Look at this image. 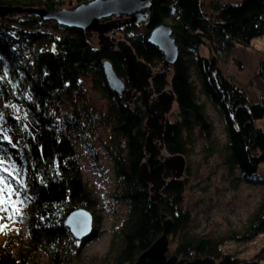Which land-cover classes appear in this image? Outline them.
Listing matches in <instances>:
<instances>
[{"label":"trees","instance_id":"1","mask_svg":"<svg viewBox=\"0 0 264 264\" xmlns=\"http://www.w3.org/2000/svg\"><path fill=\"white\" fill-rule=\"evenodd\" d=\"M149 1L145 23L124 26L109 36L113 43L126 42L135 57L153 70L150 88L155 96L169 91L174 95V120H166L164 126V153L188 159L196 131L212 144L213 128L203 98L223 120L227 168L238 172L236 180L240 183L264 185V179L255 178L264 163V131L254 125L264 119V96L259 103H252L242 87L220 69L235 48H250L252 40L264 37V0ZM89 2L0 0L2 6L14 10L47 11L71 10ZM166 23L172 29L179 56L171 68L161 69L163 54L148 39L156 27ZM200 46L208 47V57L195 56ZM105 60L129 88L117 49L101 51L83 32L44 22L26 12L0 18L1 116L17 139L15 150L22 159L29 160L25 167L28 205L20 215L22 227L10 231L0 245V264H134L161 236L162 216L173 224L169 235L173 250L168 256L210 258L216 264L246 263L237 259V251H248L264 236V198L247 219V226L219 236L188 229L189 215L182 206L185 178L172 180L166 173V186L159 192L161 199L151 202L149 185L143 183L139 173L147 159L146 114L140 99L129 104L108 90L102 69ZM260 61L256 78L264 84V50ZM81 80L90 81L93 90L100 91L107 102L106 110L89 107ZM68 103L80 112V121L68 123L62 119V107ZM96 114L98 118H94ZM100 129L109 130L106 139L99 137V143L115 178L110 194L113 223L107 252L87 263L82 260L80 248L97 237L95 230L87 240L77 242L63 222L69 211L77 208L95 216L98 201L83 179L69 131L90 146L88 137ZM88 149L100 168L98 150ZM97 222L98 218L93 217V224ZM229 246L237 251L226 249ZM248 262L264 264V246Z\"/></svg>","mask_w":264,"mask_h":264},{"label":"rangeland","instance_id":"2","mask_svg":"<svg viewBox=\"0 0 264 264\" xmlns=\"http://www.w3.org/2000/svg\"><path fill=\"white\" fill-rule=\"evenodd\" d=\"M220 1L239 3L242 0ZM204 11H207L206 2ZM166 24L170 26V24ZM96 37L93 34L90 39L98 46ZM263 50L264 37L254 39L250 48L237 47L231 51L220 66L222 74L242 87L244 94L252 103H259L264 96V84L256 78ZM208 52V47L200 46L195 56L206 58L209 55ZM81 86L87 97L89 107H94L96 111L102 112L107 109V102L104 101L99 90H93L90 81L81 80ZM201 101L205 105L206 117L213 128L211 136L213 142L209 145L203 135L197 131L195 132L193 151L190 157L186 159L187 161L185 160L188 173L186 175L184 172L183 175L187 185L182 206L189 215V222L187 223L191 232L205 236H219L229 231H240L247 226V219H250L252 213L264 198V185H247L236 180L238 172L229 170L224 163L226 141L223 120L206 100L201 98ZM1 105L0 100V160L4 161V164L0 165V176H5L7 182L15 190L11 200L15 202L16 211L11 210V203L9 204V212L0 211V225H7L6 228L0 230V245L6 241L10 231L22 227L20 215L28 205V194L25 190L28 184V174L25 167L29 165L28 158L22 159L18 151L15 150L14 146H17L18 142L9 126V122L4 116H1ZM69 105L68 103L62 107V119L68 123L73 120L80 121V112L72 110ZM77 109H81L79 104H77ZM174 116L175 108L173 106L166 119L173 121ZM94 118H98V115L96 114ZM254 125L261 127L264 131V119L257 121ZM108 131L100 129L97 134L90 135L87 139L90 146H86L81 138L69 131L76 155H78L81 163L83 179L98 201V207L94 212L95 216L92 215L98 218L97 224H93L92 227L97 237L93 240L88 239L80 248L82 260L87 263L90 260L95 261L97 258H101L107 252L110 226L113 223L110 194H112L115 187V178L111 174L109 160L99 143V137L106 139V135L109 134ZM89 147L98 150L100 168L90 154ZM162 157H167L164 151ZM3 168L13 172L16 178L7 177V174L2 171ZM255 178L264 179V163L259 166ZM5 199H7L6 193ZM9 215L12 216V219H9ZM262 246H264V236L258 239L256 243L251 244L248 251L238 253L237 248L233 246L226 249L237 251V259L248 262ZM240 248L243 249L244 247ZM172 250L173 246L169 245V251Z\"/></svg>","mask_w":264,"mask_h":264},{"label":"water","instance_id":"3","mask_svg":"<svg viewBox=\"0 0 264 264\" xmlns=\"http://www.w3.org/2000/svg\"><path fill=\"white\" fill-rule=\"evenodd\" d=\"M149 0H91L86 5L75 6L71 10L47 11L46 10H20L4 7L0 4V17L12 13H27L43 21L54 22L70 30H79L87 37L95 34L101 51L108 52L117 49L124 62L127 83L120 79L112 69L108 60L103 61V74L108 85V90L132 104L135 98L140 99L144 108L146 119L144 151L147 159L139 167L143 183L149 185L150 200L156 203L161 199L159 192L166 186L164 175L170 174L172 180L183 178L186 161L180 155L162 157L164 151V126L167 116L175 104L172 92H163L155 96L150 88L153 70L145 63L138 60L131 47L126 42L113 43L111 32L124 26H136L145 23L148 19ZM105 21V22H103ZM148 43L156 47L163 55L161 69H169L178 60L179 49L173 37L172 29L167 24L156 27L151 32ZM162 234L143 252L134 264H216L213 259H178L175 255L168 256L169 240L173 224L171 219L161 217ZM63 227L68 229L72 239L80 242L87 240L93 231L92 214L84 209H72L67 214ZM243 264H258L246 262Z\"/></svg>","mask_w":264,"mask_h":264},{"label":"snow or ice","instance_id":"4","mask_svg":"<svg viewBox=\"0 0 264 264\" xmlns=\"http://www.w3.org/2000/svg\"><path fill=\"white\" fill-rule=\"evenodd\" d=\"M7 139V137H5ZM4 161L0 160V165H3ZM3 172L7 174V177H11L15 179L16 177L13 175V172L9 171L7 168L2 169ZM14 189L11 187L10 183L7 182L5 176H0V211L9 212V204H12V211H16L15 202H12L11 197L14 193ZM5 193L7 194V199H5ZM9 219H12V216L9 215ZM7 225H0V230L6 228Z\"/></svg>","mask_w":264,"mask_h":264},{"label":"bare ground","instance_id":"5","mask_svg":"<svg viewBox=\"0 0 264 264\" xmlns=\"http://www.w3.org/2000/svg\"><path fill=\"white\" fill-rule=\"evenodd\" d=\"M170 175V174H169ZM165 176V175H164ZM165 178V177H164ZM169 238V237H168ZM169 240V239H168Z\"/></svg>","mask_w":264,"mask_h":264},{"label":"flooded vegetation","instance_id":"6","mask_svg":"<svg viewBox=\"0 0 264 264\" xmlns=\"http://www.w3.org/2000/svg\"><path fill=\"white\" fill-rule=\"evenodd\" d=\"M111 35V34H110Z\"/></svg>","mask_w":264,"mask_h":264}]
</instances>
